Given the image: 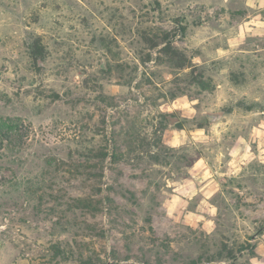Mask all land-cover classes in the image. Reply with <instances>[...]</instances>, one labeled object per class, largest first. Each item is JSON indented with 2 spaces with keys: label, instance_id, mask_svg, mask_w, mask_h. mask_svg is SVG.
<instances>
[{
  "label": "rangeland",
  "instance_id": "374dc122",
  "mask_svg": "<svg viewBox=\"0 0 264 264\" xmlns=\"http://www.w3.org/2000/svg\"><path fill=\"white\" fill-rule=\"evenodd\" d=\"M0 264H264V0H0Z\"/></svg>",
  "mask_w": 264,
  "mask_h": 264
},
{
  "label": "trees",
  "instance_id": "16d2710c",
  "mask_svg": "<svg viewBox=\"0 0 264 264\" xmlns=\"http://www.w3.org/2000/svg\"><path fill=\"white\" fill-rule=\"evenodd\" d=\"M180 31L181 33H185L186 27L181 26ZM163 43L165 44L162 46L160 50L161 55L158 58L160 62L162 61L164 63H168L176 68H186V67L191 66L186 54L180 49L175 48L172 45L170 38L167 37ZM32 54H34L35 57L39 56L38 50L36 47L34 48ZM35 57L34 59H36ZM179 127H182V124H179ZM6 139H9V138H6Z\"/></svg>",
  "mask_w": 264,
  "mask_h": 264
},
{
  "label": "crops",
  "instance_id": "0c3cea01",
  "mask_svg": "<svg viewBox=\"0 0 264 264\" xmlns=\"http://www.w3.org/2000/svg\"><path fill=\"white\" fill-rule=\"evenodd\" d=\"M259 5H261V4H259ZM255 20H256V17H255ZM259 22H263V21H255L256 24L253 27L254 29H261L262 30V27L260 26L261 24H259Z\"/></svg>",
  "mask_w": 264,
  "mask_h": 264
},
{
  "label": "water",
  "instance_id": "95a60500",
  "mask_svg": "<svg viewBox=\"0 0 264 264\" xmlns=\"http://www.w3.org/2000/svg\"><path fill=\"white\" fill-rule=\"evenodd\" d=\"M210 120H214V119H216L217 117L215 116V115H210Z\"/></svg>",
  "mask_w": 264,
  "mask_h": 264
}]
</instances>
